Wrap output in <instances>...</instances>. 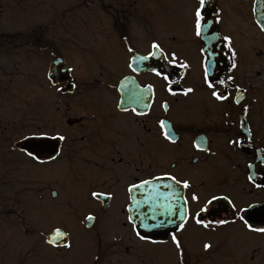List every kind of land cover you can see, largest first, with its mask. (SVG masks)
<instances>
[{
	"label": "flooded vegetation",
	"instance_id": "1",
	"mask_svg": "<svg viewBox=\"0 0 264 264\" xmlns=\"http://www.w3.org/2000/svg\"><path fill=\"white\" fill-rule=\"evenodd\" d=\"M196 3L88 0V47L74 48L66 56L60 53L59 30H47L40 21L32 28L27 23L21 29H13L11 24L0 28V165L22 166L23 158L29 159L39 167L38 199L44 208L81 214L87 229L105 226L106 262L114 252L117 264H140L139 260L153 264L152 257L139 254V246L171 239L175 227L149 235L140 231L148 237L140 240L127 219L128 185L166 172L189 181L190 188L183 189L190 210L185 227L190 226L198 237L220 235L214 249L234 248L238 239L242 242L238 246H252L242 238L229 244L224 240L228 232L264 236L249 231L239 219L221 226L210 223L208 228L191 219L205 198L226 195L237 208L246 209L243 215L249 224L264 227V31L254 19V0H206L207 18L219 16L211 25V33L219 38L212 42L216 55L208 63L214 64L215 90L228 96L217 101L210 95L212 89L202 82L200 49L205 43L191 27ZM224 36L231 38L235 57L223 47ZM68 38L72 39L71 35ZM153 40L166 53L175 52L178 62L189 67H171L167 82L151 72V67L160 63L158 58L138 62L137 71L129 69L132 53L128 47L137 55H146ZM58 58L68 72L59 73L64 80L54 84L48 71ZM177 80L179 84L173 83ZM219 80L227 81L226 91ZM69 85L72 92L67 91ZM147 85H152L151 91ZM44 86L53 93L43 94ZM76 86L85 91L75 93ZM169 87L176 95L167 91ZM188 87L193 92L184 95L180 89ZM57 88L61 90L57 92ZM160 120L165 121V130L172 132L175 143L164 138ZM38 129L66 137L58 141L56 160L48 161L43 155L41 160L46 162L39 163L14 146ZM230 140L241 143L230 144ZM22 184L27 188V175ZM8 185L0 179V194L6 195ZM93 192L102 195L93 197ZM193 192L199 202L191 201ZM70 202L80 204L70 206ZM214 207L217 212L211 217L202 214L206 221L233 219L228 201H216ZM89 215L93 223L87 227ZM60 229L70 243V233ZM184 229L176 233L181 247L175 264H194L180 237ZM198 241H203V247L208 242ZM256 247L229 254L231 264H264V252Z\"/></svg>",
	"mask_w": 264,
	"mask_h": 264
},
{
	"label": "rangeland",
	"instance_id": "2",
	"mask_svg": "<svg viewBox=\"0 0 264 264\" xmlns=\"http://www.w3.org/2000/svg\"><path fill=\"white\" fill-rule=\"evenodd\" d=\"M0 5V28L3 30L7 24H11L13 29H21L27 23L32 28L40 21L47 30H59L62 55L66 56L74 48L88 47V0H0ZM70 35L72 39L68 38ZM76 88L75 93L85 91L84 87ZM42 93L48 95L53 92L44 86ZM13 155L21 158L18 153L14 152ZM38 172L37 164L27 158H23L22 166L6 168L0 165L2 184L11 185H8L6 195L0 194V264H117L118 254L114 252L108 255L109 260L106 262L105 226L87 229L81 214L69 209L55 211L42 206L38 199ZM26 175L27 188L22 186V179ZM76 204L80 203H69L70 206ZM61 206L64 207L63 204ZM58 225L71 236L70 247L59 251L45 242V235ZM228 233L224 240L229 244L242 238L252 246H238L242 244L238 239V245L234 248L226 246L214 249L220 235L198 237V233L190 226L185 227L180 237L194 264H231L229 254L237 255V251L257 248L256 244L264 252V236H233ZM200 238L207 239L210 247L204 249L203 241H198ZM256 239L263 242H257ZM139 247V254L152 257L153 264H175L178 256V249L171 239L163 243L149 242ZM139 262L149 264L148 260Z\"/></svg>",
	"mask_w": 264,
	"mask_h": 264
},
{
	"label": "snow or ice",
	"instance_id": "3",
	"mask_svg": "<svg viewBox=\"0 0 264 264\" xmlns=\"http://www.w3.org/2000/svg\"><path fill=\"white\" fill-rule=\"evenodd\" d=\"M205 8L206 0H197V3L191 13V27L193 33L196 37H202L205 43V46L201 47L200 49V53L203 56V60L201 62L203 68L202 82L204 85L207 86L208 89H212L210 93L212 98L217 101H224L228 99V96L215 90L214 78L211 76V70L214 68V64L210 65L208 63V61L210 59H213L216 55V52L214 51V48L212 46V42L219 38L215 35V33H211V25L213 21H219V16L216 15L213 17L212 20H209L205 14ZM261 23L262 25H264V22ZM261 30L264 31V26H262ZM222 39L225 42L223 44V47L228 48L231 56L235 57L236 53L231 49V38L229 36H224L222 37ZM150 49L151 50H149L146 55H137L134 53L133 48L128 47L127 51L129 53H132V55L129 58L127 67L132 71H137L138 62H144L149 60L150 58H158L160 63H158L154 67H151V72L155 76L161 77L166 82L170 80L171 67L175 66L180 69H187L189 67V65L185 62H178L175 52L166 53L165 50L161 47V45L155 40L151 42ZM235 67L236 63L233 60L231 68L234 69ZM180 75L183 76L184 73L181 72ZM231 80L232 76H228L227 81ZM227 81L219 80L217 81V83L220 86L224 87L226 91ZM173 83L179 84V80L173 81ZM146 87L149 91H151L152 85H147ZM60 90L61 89L59 88L56 89L57 92H59ZM167 91H169L172 95H176V92L170 87L167 88ZM180 91L184 95H187L193 92V88H182L180 89ZM117 107H120V105H117ZM163 107L166 108L167 104L165 103ZM124 110L126 111L127 109ZM133 111L135 112V109H133ZM159 126L162 130H165V121L160 120ZM163 135L166 140L175 143L176 138L174 137L171 131L165 130L163 131ZM33 137L35 138L36 142L31 146L30 149L25 150V154L32 160L37 161L39 163L46 162L44 160H41L42 154L47 155L48 161H54L60 155V151L57 145L49 144L46 141H64L66 139V137L59 132H56L54 135H49L47 131L39 129L35 133H33ZM229 143L239 144L241 143V141L230 140ZM194 146L197 148L200 147L198 144H194ZM261 162L264 163V160H262ZM249 167H252V165L250 164ZM163 178H167L171 181V183L166 185L150 184V180L144 179L140 180L138 183H131L128 185L127 190L129 193H132L133 190H139L144 188L147 189V192L145 195H143L142 199L133 201V203L137 207V211L134 215L138 223L133 222L132 215L128 216L127 219L129 223L132 224V231L140 240H148V237L146 235L141 234V232L137 230L138 228L151 230L153 228L164 227L165 225L169 224L174 225L175 228L171 235V240L172 243L176 246V248L180 249L181 245L176 233L184 229L185 224L190 217L189 200L183 195V189L190 188V183L187 179L179 180L175 175H172L171 173L167 172L163 173L162 176H153L151 180L159 181ZM248 179L249 181H252L253 177L250 175ZM256 186L259 187L260 185L257 184ZM162 188L164 190H161ZM98 195L102 194H98L95 192L92 193L93 197H96ZM221 199L228 201L232 209L233 219L229 220L225 218H220L216 220L206 221L203 218L202 214H207V216L211 217L214 213L217 212V209L214 207V202L219 201ZM129 200H133V197L131 195L129 196ZM178 201H182L183 203L181 205H177ZM191 201L199 202L200 197L195 192H193L191 195ZM248 207L252 206L249 205ZM174 209L175 212L173 211ZM245 211V208H237V206L233 204L231 200H229L228 196L225 195L221 197L215 194H211L209 197L205 198L202 204H200L198 210L195 212L194 215L191 216V219L194 220L197 225H200L204 228H208L210 223L215 226H221L226 225L228 223H234L236 219H239L243 221L244 227L247 228L249 231L264 233V227L255 228L251 224H249L247 220H245V217L243 215ZM176 212L179 213L178 216L175 214ZM158 217H168V219L158 220ZM87 219L91 220L93 219V217L89 215ZM66 236L67 233L62 232L60 229H55L52 236L47 238L46 242L49 244H55L57 240H62ZM151 242L156 243L157 241ZM64 247H70V244L64 243ZM209 247L210 245H208L207 243L204 244L205 249Z\"/></svg>",
	"mask_w": 264,
	"mask_h": 264
},
{
	"label": "water",
	"instance_id": "4",
	"mask_svg": "<svg viewBox=\"0 0 264 264\" xmlns=\"http://www.w3.org/2000/svg\"><path fill=\"white\" fill-rule=\"evenodd\" d=\"M253 12H254V18H255L256 23L260 26V28H262V26H264L261 23V22H264V0H254ZM63 72H68V69L64 66L63 60L61 58H58L57 60H55L51 63L49 71H48V78L54 84L60 83L64 80V78L58 77V75H59V73H63ZM72 89H73V86L69 85L67 88V91L72 92ZM35 142H36V140L33 136H27V137H24V138L16 141L14 143V146L19 150L25 151L26 149H30L31 146ZM46 142L49 144H56L57 147L59 148V142L58 141L48 140ZM43 155H46V154H42L41 157ZM169 183H171V181L168 180L167 178H163L159 181L150 180V184L166 185ZM161 190H164V189L162 188ZM146 192H147V189L144 188V189H139V190H133V192L131 193L133 200H130V203H129L127 209H128V216H130V215L133 216V222L134 223H138V221L136 220L135 215H134L135 212L137 211V207L133 203V201L142 199L143 195H145ZM183 195H184V190H183ZM182 203H183L182 201H178L177 205H181ZM130 206H131V210H130ZM173 211L175 212V209ZM175 214L177 216L179 215L178 212H176ZM157 219L158 220L168 219V217H158ZM92 223H93V219H91V220L86 219L85 220V224L87 227L91 226ZM172 227H175V226L169 224V225H165L164 227L153 228L151 230H145L142 228H138V230H140L144 234H151L154 231H162V230L172 228ZM61 231L64 232L63 230H61ZM53 232H54V230L46 235L45 241H47V238L52 236ZM64 243H68V235L66 237H64L62 240H57L55 244H50V245H52L54 247H58V246H64ZM47 244H49V243H47Z\"/></svg>",
	"mask_w": 264,
	"mask_h": 264
}]
</instances>
